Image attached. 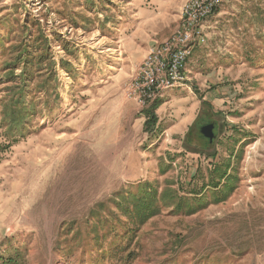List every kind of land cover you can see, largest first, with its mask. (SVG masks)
Listing matches in <instances>:
<instances>
[{
    "label": "rangeland",
    "instance_id": "1",
    "mask_svg": "<svg viewBox=\"0 0 264 264\" xmlns=\"http://www.w3.org/2000/svg\"><path fill=\"white\" fill-rule=\"evenodd\" d=\"M187 1L0 0V264H264V0H225L156 108L127 97Z\"/></svg>",
    "mask_w": 264,
    "mask_h": 264
},
{
    "label": "built area",
    "instance_id": "2",
    "mask_svg": "<svg viewBox=\"0 0 264 264\" xmlns=\"http://www.w3.org/2000/svg\"><path fill=\"white\" fill-rule=\"evenodd\" d=\"M224 1L188 0L175 32L150 48L127 86V97L146 106L167 90L183 85L193 50L206 42L205 23Z\"/></svg>",
    "mask_w": 264,
    "mask_h": 264
},
{
    "label": "trees",
    "instance_id": "3",
    "mask_svg": "<svg viewBox=\"0 0 264 264\" xmlns=\"http://www.w3.org/2000/svg\"><path fill=\"white\" fill-rule=\"evenodd\" d=\"M218 9L215 11V13H217ZM23 74H24V76L28 74V68L27 67H25L23 69ZM157 105H158V101H155L153 104V108H156ZM152 119L156 120L157 118H155V116H153ZM218 183H219V181L217 182V184ZM145 187H148V188H145ZM214 187H216V185ZM138 190H139V192H141V193H139V195L130 194V199H134L136 201L135 204L133 205V210L130 211V215L132 216V218L135 215V219L139 223L143 224L150 217H152L153 215H155L159 212L160 206H158L156 204V202H157V197H156L157 190L155 189L153 191V188L149 182H146L143 185H140L138 187ZM159 197H161L160 200L165 202V203L170 202L174 198L178 197V189H174V190L173 189H166L163 192H161V195H159ZM124 198L126 199V197H124ZM176 205H177L176 211L179 212L183 209V203L182 202H177ZM119 207L122 208L121 205H119ZM192 210L197 211V209H192ZM8 262L11 263L12 261H8Z\"/></svg>",
    "mask_w": 264,
    "mask_h": 264
},
{
    "label": "water",
    "instance_id": "4",
    "mask_svg": "<svg viewBox=\"0 0 264 264\" xmlns=\"http://www.w3.org/2000/svg\"><path fill=\"white\" fill-rule=\"evenodd\" d=\"M201 132L208 138L210 141H213L215 138L214 133V124L205 125L201 128Z\"/></svg>",
    "mask_w": 264,
    "mask_h": 264
},
{
    "label": "crops",
    "instance_id": "5",
    "mask_svg": "<svg viewBox=\"0 0 264 264\" xmlns=\"http://www.w3.org/2000/svg\"><path fill=\"white\" fill-rule=\"evenodd\" d=\"M168 94V93H167ZM161 98L159 97L157 100H155V101H159Z\"/></svg>",
    "mask_w": 264,
    "mask_h": 264
}]
</instances>
